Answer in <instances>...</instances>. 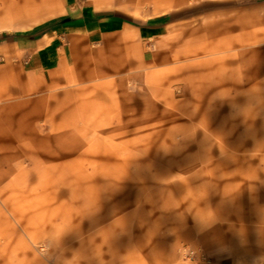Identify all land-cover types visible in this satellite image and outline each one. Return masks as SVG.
<instances>
[{
  "label": "rangeland",
  "instance_id": "rangeland-1",
  "mask_svg": "<svg viewBox=\"0 0 264 264\" xmlns=\"http://www.w3.org/2000/svg\"><path fill=\"white\" fill-rule=\"evenodd\" d=\"M262 184L264 0H0V264H203Z\"/></svg>",
  "mask_w": 264,
  "mask_h": 264
},
{
  "label": "crops",
  "instance_id": "crops-1",
  "mask_svg": "<svg viewBox=\"0 0 264 264\" xmlns=\"http://www.w3.org/2000/svg\"><path fill=\"white\" fill-rule=\"evenodd\" d=\"M116 24V22L112 21L105 23L106 26H115ZM83 25L84 22H78L70 26V28H81ZM93 30L95 32H100L99 27H94ZM112 32L113 28H110L104 33L108 34ZM45 35L46 34H43V36ZM36 38L37 37L34 35L28 36L22 40V43L24 46L28 45L32 47V44H37ZM28 53L29 56L34 54V57L36 56L35 54H37V56L41 54V52L36 49H30ZM35 60L36 58H34V61ZM44 72L50 78L52 74L58 72V69L53 65H48ZM252 197L258 206V208H256L257 213L253 214V220L256 219L257 222L255 224L248 223L246 227V230L252 234L248 236L244 245H239L238 242L232 240L230 243L222 242L209 247L207 253L211 260L210 264H264V184L259 185L256 190H254Z\"/></svg>",
  "mask_w": 264,
  "mask_h": 264
},
{
  "label": "built area",
  "instance_id": "built-area-1",
  "mask_svg": "<svg viewBox=\"0 0 264 264\" xmlns=\"http://www.w3.org/2000/svg\"><path fill=\"white\" fill-rule=\"evenodd\" d=\"M186 257L189 261H196L197 263L209 264L210 259L202 252H196L194 250H188Z\"/></svg>",
  "mask_w": 264,
  "mask_h": 264
}]
</instances>
